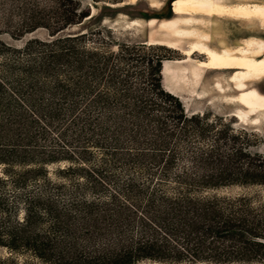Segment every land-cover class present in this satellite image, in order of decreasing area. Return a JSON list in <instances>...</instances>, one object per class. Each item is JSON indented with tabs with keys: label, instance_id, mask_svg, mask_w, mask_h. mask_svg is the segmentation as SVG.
<instances>
[{
	"label": "trees",
	"instance_id": "1",
	"mask_svg": "<svg viewBox=\"0 0 264 264\" xmlns=\"http://www.w3.org/2000/svg\"><path fill=\"white\" fill-rule=\"evenodd\" d=\"M69 6L0 0V264H264V202L211 193L264 183L262 160L216 163V133L188 125L202 118L180 97L161 113L163 83L110 95V59L77 42L86 32L61 35Z\"/></svg>",
	"mask_w": 264,
	"mask_h": 264
},
{
	"label": "rangeland",
	"instance_id": "2",
	"mask_svg": "<svg viewBox=\"0 0 264 264\" xmlns=\"http://www.w3.org/2000/svg\"><path fill=\"white\" fill-rule=\"evenodd\" d=\"M66 1L70 5L68 15L73 24H60L58 27L68 25L66 31L62 32L61 35L86 32L85 35L77 38V42L80 45H87L88 49L92 51V55H94V52H98L97 50H101L110 59L107 61L108 65L105 68V75L108 80L111 79L112 81H104L105 86H102V88L108 90V93L112 96L152 98L154 94L150 90V85L152 83L158 84L159 82L162 84L161 74H155V72L157 69H161L163 60L166 58L183 57V54L178 50L167 46L146 44L149 32L148 27H126L122 13L127 14L128 17H161L155 16V13L160 11L151 8L147 0H140L137 4H129L130 0ZM116 4H121V6H115ZM165 4L162 8L165 7ZM88 13H94L95 15L88 19L84 17ZM83 19V22L78 23V21ZM205 21L207 23L210 22L207 19ZM214 25L215 44L217 39L218 41L223 40L233 46H237L242 42L241 38L250 34L264 37V23L258 20L249 22L225 15L218 18L215 17ZM250 28H253L255 31L243 32ZM55 29L56 26L42 28L38 30L37 34L43 38H49ZM205 30L209 31V29ZM3 38L12 41L11 36L8 34L3 35ZM28 38L26 36V38L17 42L21 43ZM221 76L226 77L227 74L207 71L202 84L196 87L192 86L196 90L199 88L198 91H200L199 93L203 97H199V95L198 97L196 95L195 97L194 95L191 96L189 89H187L188 91L185 96L188 97L191 104L187 106L186 102L182 101L184 111L189 115L198 112L196 114L197 117L199 118L200 116L202 118L200 121H190L188 125L197 126V123L200 122L203 128L208 127L207 129L210 130L209 132L207 131L208 136L211 138L216 133V163L223 165L232 163L233 165L238 164L242 167H247L250 163L259 164V160H262L261 164H263V167L260 169L255 167L254 170H264V123L260 125L245 124L242 121H238L237 117L232 115L236 105L229 102L227 95L220 94L216 90V80ZM96 80L92 81L91 90H89V94L91 95L95 94L96 90L100 87ZM261 86L264 88V81ZM114 87L116 88L115 90ZM126 87L129 89L123 90ZM158 92L160 96L169 101V104H164V107H160L161 113L163 112L165 115L174 114L173 110L176 113H181L178 108L176 95L169 93L163 87ZM241 150H243L242 153L240 152ZM215 192L231 195L247 194L252 196L256 202H264V183L233 184L211 190V193ZM0 253L7 255L8 250L0 247ZM138 264H163V262L153 259H143ZM166 264L216 263L185 260L179 263L167 262Z\"/></svg>",
	"mask_w": 264,
	"mask_h": 264
},
{
	"label": "bare ground",
	"instance_id": "3",
	"mask_svg": "<svg viewBox=\"0 0 264 264\" xmlns=\"http://www.w3.org/2000/svg\"><path fill=\"white\" fill-rule=\"evenodd\" d=\"M147 1L151 8L160 10L166 0ZM172 9L174 14L170 17H128L122 13L126 27L149 28L147 44L167 46L183 54V57L163 60L164 88L190 106L185 96L187 89L191 96L203 97L199 88L196 90L192 86L202 84L207 71L225 73L226 77L217 78L216 90L236 105L232 115L245 124L264 123V88L261 86L264 81V37L250 34L233 46L217 39L215 44L213 34L215 17L229 15L264 23V4L249 0H174ZM254 31L250 28L243 32Z\"/></svg>",
	"mask_w": 264,
	"mask_h": 264
},
{
	"label": "flooded vegetation",
	"instance_id": "4",
	"mask_svg": "<svg viewBox=\"0 0 264 264\" xmlns=\"http://www.w3.org/2000/svg\"><path fill=\"white\" fill-rule=\"evenodd\" d=\"M174 0H167L165 7L162 8L161 10H158L160 12H156L155 16H161V17H170L173 14V10H172V3ZM255 3H262L264 4V0H249ZM264 33V31H263Z\"/></svg>",
	"mask_w": 264,
	"mask_h": 264
},
{
	"label": "water",
	"instance_id": "5",
	"mask_svg": "<svg viewBox=\"0 0 264 264\" xmlns=\"http://www.w3.org/2000/svg\"><path fill=\"white\" fill-rule=\"evenodd\" d=\"M37 33H38V30L35 31V32H32V33H29V34L27 35V37L32 38V37L39 36ZM25 38H26V37H25Z\"/></svg>",
	"mask_w": 264,
	"mask_h": 264
}]
</instances>
